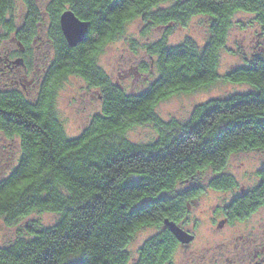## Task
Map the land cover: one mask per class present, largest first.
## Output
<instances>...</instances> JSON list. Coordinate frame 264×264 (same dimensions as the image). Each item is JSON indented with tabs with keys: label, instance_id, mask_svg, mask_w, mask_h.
<instances>
[{
	"label": "trees",
	"instance_id": "trees-1",
	"mask_svg": "<svg viewBox=\"0 0 264 264\" xmlns=\"http://www.w3.org/2000/svg\"><path fill=\"white\" fill-rule=\"evenodd\" d=\"M13 1L0 0V43L12 32V38L32 49L43 24L54 57L36 93L0 88V132L17 138L20 150L15 164L0 176V216L11 225L34 211H50L54 220L23 223L10 242L0 243V264H129L126 247L135 230L159 227L165 218L177 220L188 198L201 191L200 184L177 189L178 182L195 179L211 167L208 186L234 188L235 178L221 173L228 156L264 151L261 46L242 55L241 64L222 76L248 89L196 102L184 120H164L154 109L173 93L214 83L233 15H252L263 33L264 0H47L44 8L35 0H23L19 24L6 17ZM65 9L88 22L86 35L73 46L59 26ZM194 14L207 18L204 43L190 37L168 43L164 34L147 42L148 59L133 67V74L154 71L146 86L127 91L97 63L102 47L132 18L140 16L147 26L161 25L167 33L172 24ZM12 44L14 50V39ZM67 75L95 87L100 101L76 135L65 134L54 105L56 87ZM149 122L156 132L150 142L128 139V128ZM256 175L251 189L225 202L232 219L264 203V165ZM170 232L159 235L168 241Z\"/></svg>",
	"mask_w": 264,
	"mask_h": 264
},
{
	"label": "rangeland",
	"instance_id": "rangeland-1",
	"mask_svg": "<svg viewBox=\"0 0 264 264\" xmlns=\"http://www.w3.org/2000/svg\"><path fill=\"white\" fill-rule=\"evenodd\" d=\"M46 1L35 0L36 6L44 8ZM167 4L160 6L164 7ZM24 11L23 0H14L6 17L15 24H19ZM251 19L252 15L243 11L233 15V23L229 27L225 43L218 53V79L206 87L195 89V91L173 93L170 97L160 100L154 108L159 117L164 120L172 118L184 120L196 102L249 88L245 83L226 81L222 76L229 72L231 67L241 64L242 55H249L260 46L264 48V31L261 33L260 25ZM123 27L124 30L120 35L112 38L102 47L97 57V63L112 79H118L125 90L136 91L139 87L146 86L147 81L152 78L150 74H154L152 70L150 74H133L134 65L140 60L148 59L145 50L147 42L157 41L164 34L168 43H178L185 37H190L201 45L207 38L208 21L205 15L194 14L184 22L172 24V28L165 33L163 26H147V23L137 16L124 23ZM3 32L4 29L2 30L0 26V33L3 34ZM38 32L45 38L47 35L45 25L42 24ZM12 34L9 32L3 38L0 43V51L14 46ZM46 48L44 40L38 37L34 38L32 50L35 65H33V69L38 73L44 71L46 67ZM36 67L38 69H35ZM56 89L54 105L65 134L76 135L89 117L99 108L100 101L96 96L97 90L95 87L87 85L79 76L73 75L65 76ZM155 135L156 132L150 122L137 124L126 130L128 139L136 144L150 142ZM19 152L17 138L6 136L0 132V176L15 164ZM262 165H264V151L258 149L235 151L228 156L225 166L221 170V173L230 174L235 178L234 188L222 190L208 186L213 175L211 167L200 170L195 179L187 182L180 181L176 184V188L180 190L186 189L188 186L201 185V191L190 196L186 204L189 217L192 221L196 219L198 224L197 238L191 245L192 249L199 251L198 254H201L202 249L207 247L211 251L215 250L216 256H218L219 253L225 251L227 241L232 244L235 239L239 240L238 234L246 237V233L251 234L250 229H253L254 235L264 233V205L242 221L236 220L223 227H217L214 224L222 217L216 208L227 202L235 194V190L239 189L238 187L246 189L255 184L257 181L256 171ZM31 219L47 224L54 220V214L50 211H34L28 217L11 225H7L0 216V243L10 242L22 229L23 223ZM146 233L142 230L138 236L142 237Z\"/></svg>",
	"mask_w": 264,
	"mask_h": 264
},
{
	"label": "flooded vegetation",
	"instance_id": "flooded-vegetation-1",
	"mask_svg": "<svg viewBox=\"0 0 264 264\" xmlns=\"http://www.w3.org/2000/svg\"><path fill=\"white\" fill-rule=\"evenodd\" d=\"M41 40L46 43V67H51L53 54V42L47 36L43 38L41 35L38 36ZM14 44L16 47L14 50L10 46L0 51V88H11L25 91L27 95L34 94L39 91V88L44 80V71L40 73L33 69L34 55L30 48V45L22 43L13 37ZM34 39L31 41L33 42ZM35 69H38L37 67ZM34 73L32 75V73ZM254 185V184H253ZM252 185V186H253ZM239 187L235 194L228 199L227 202L234 200L235 196L245 193L246 190L251 189ZM226 202V203H227ZM225 204L222 205L217 211L222 215L221 218L215 221L217 227H223L225 224H231L234 221H242L247 219L249 215L256 212L259 207L263 206L264 203L260 204L253 210L248 211L243 216H237L231 218L229 213L224 210ZM176 225L180 226L188 234L192 235V238L188 242H182L174 235L166 236L163 238L159 235L161 231L168 230L169 227L166 224L158 225H143L141 228L135 230L133 237L127 244L126 250L128 252L129 264H264V233L253 234V229H250L251 234L246 233V237L242 234L239 235V240L231 244L227 241L225 245V251L219 253L216 256L215 250L211 251L209 248L204 247L201 254L199 251L191 248L192 242L197 238V221H193L188 214V206L184 208L180 217L177 220H173ZM142 230L146 233L142 237H136ZM150 231V232H149ZM171 233V232H170ZM157 235L156 237H154ZM240 247V248H239Z\"/></svg>",
	"mask_w": 264,
	"mask_h": 264
},
{
	"label": "water",
	"instance_id": "water-1",
	"mask_svg": "<svg viewBox=\"0 0 264 264\" xmlns=\"http://www.w3.org/2000/svg\"><path fill=\"white\" fill-rule=\"evenodd\" d=\"M59 18L60 30H62L64 38L70 46H73L75 43L84 38L88 30V22L86 20H81L69 9L63 10ZM164 224L169 227L174 237L178 238L180 241L188 242L192 238L190 233L188 234L185 230L168 218L164 219Z\"/></svg>",
	"mask_w": 264,
	"mask_h": 264
}]
</instances>
